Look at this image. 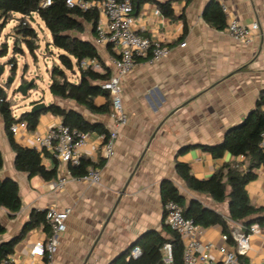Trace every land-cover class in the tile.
Instances as JSON below:
<instances>
[{
    "label": "crops",
    "instance_id": "obj_1",
    "mask_svg": "<svg viewBox=\"0 0 264 264\" xmlns=\"http://www.w3.org/2000/svg\"><path fill=\"white\" fill-rule=\"evenodd\" d=\"M154 1L171 2L174 18L162 17L154 2L135 0L132 29L136 35L169 48L170 54L152 64L139 59L123 77L122 104L127 124L117 130L111 158H102L97 149V136L89 135L82 159L100 172V185L69 181L64 189L51 191L48 183L37 177L29 179L17 172L13 165L14 154L0 120L3 160L0 181L14 180L21 200L20 211L12 218L0 209V222L6 229L0 242L16 238L33 210L43 211L49 207L69 210L54 264L60 263L63 253L68 259L77 260L83 256L84 264L92 246L85 264H110L148 232L167 237L161 230L164 211L160 186L164 181L172 183L184 199L198 200L227 217V202L215 204L203 195L189 191L176 175L175 164H187L192 176L198 180L208 179L225 164L237 165L240 170L246 168L243 157L224 153L220 159H213L201 147L219 145L226 132L245 120L259 97L264 96V0ZM212 2L219 8L224 6L229 16L241 25L248 26L256 21L259 31L254 42L241 45L223 31L207 25L203 15ZM16 16L15 19L20 18ZM224 19L226 24L225 16ZM82 39L91 41L103 64L108 63L113 51L98 44L95 34L91 36V29L89 37ZM49 44L46 50L51 47ZM108 69L110 77L112 69ZM95 103L102 105L104 100L97 99ZM49 104L74 110L88 122L102 125L107 132L114 130L109 115H91L73 102L54 98ZM27 107L31 108L30 102ZM59 123L56 117L41 115L34 132L21 130L13 135L14 140L21 147L31 148L36 136H44ZM43 163L48 169L52 167L48 159ZM61 170L70 173L68 165L57 162V173ZM254 173L256 178L246 185V194L254 208H264V171L257 169ZM104 224L106 226L99 236ZM257 225L256 235L250 238V251L243 258L245 264H264V221ZM230 228L236 232L240 226L231 224ZM46 236L41 228L28 232L14 246L10 263L28 264L29 250ZM222 236L218 226L201 228L198 240L212 245L207 264L221 263V248L232 250L233 243H227Z\"/></svg>",
    "mask_w": 264,
    "mask_h": 264
},
{
    "label": "trees",
    "instance_id": "obj_2",
    "mask_svg": "<svg viewBox=\"0 0 264 264\" xmlns=\"http://www.w3.org/2000/svg\"><path fill=\"white\" fill-rule=\"evenodd\" d=\"M86 2H101L104 0H83ZM154 2L160 15L167 19H173L171 2ZM44 0H0V32L11 21L12 15H19L12 29L13 54H22L21 46L31 56L35 57L39 49L38 37L32 27L35 20H39L48 31L51 43L56 50L57 65H52L49 71L50 83L48 92L52 98L60 101L73 102L76 107L82 108L91 115L104 116L110 113L108 93L101 89V85L109 79V69L100 60L93 43L83 40L86 27L91 29L94 35L98 14L95 9L79 11L68 9L64 0H50V5L43 7ZM135 2V0H134ZM207 25L217 31L225 28V19L220 8L212 2L203 15ZM7 54V46L0 48V57ZM96 60L101 65L100 71L83 69L82 61ZM14 74L15 65L11 63ZM3 72V67L0 66ZM34 87L30 86L29 90ZM97 99H103L102 105H96ZM37 103H32L34 106ZM264 96L261 95L250 114L237 126L229 129L222 142L214 147L202 146L204 152L210 154L213 159H220L224 153L232 157H243L246 160V168L238 169L237 165H223L206 180L194 178L187 164L177 162L175 173L186 185V188L196 194L203 195L215 204H228V215L221 214L205 207L195 199L186 200L178 192L177 188L169 181H164L160 186V201L162 206L168 202L176 203L182 209L185 219L191 220L194 225L206 229L218 226L231 244V224L240 226L247 231L253 224H261L264 221V208H254L248 199L245 187L255 180L254 173L257 169L264 171V150L258 147L260 134L264 130ZM49 114L59 119L60 124L70 131L78 133L108 136L107 130L99 124L90 123L78 112L60 107L56 104L46 105L45 110L39 112H24L17 118L12 113L11 103L7 99L5 85L0 84V120L14 154V169L25 174L29 179L37 177L44 183L54 182L57 177V161L46 153L38 152L33 148L21 147L10 132L14 123L24 122L28 132H34L39 124L41 115ZM44 159L52 164L46 168ZM101 166V164L99 165ZM3 160L0 153V170ZM88 167H93L85 159H81L77 166L68 165L71 176L79 179L86 174ZM21 208L19 188L11 179L0 181V209L12 218ZM41 228L47 235L49 225L45 221V210H33L28 221L22 227L19 235L8 241L0 242V264H4L9 256L14 253V246L28 232ZM166 238L158 233L148 232L133 243L126 251L116 256L110 264H162L160 250L165 243L172 247L173 264H182V245L176 233L171 231L164 223L161 229ZM6 232L0 222V237ZM138 247L140 255L137 258L130 257V251ZM239 264H245L243 258H239Z\"/></svg>",
    "mask_w": 264,
    "mask_h": 264
},
{
    "label": "built area",
    "instance_id": "obj_3",
    "mask_svg": "<svg viewBox=\"0 0 264 264\" xmlns=\"http://www.w3.org/2000/svg\"><path fill=\"white\" fill-rule=\"evenodd\" d=\"M68 9L88 11L95 9L98 19L95 25V39L98 44L111 48L113 56L110 57L106 67L112 69V74L101 85L109 96L110 113L114 130L108 132V136L96 135L98 139L97 149L104 160H108L114 153V144L118 137L117 130L127 124V116L122 104L121 81L135 66L137 60L143 59L148 63H156L169 56L170 50L158 42L140 37L132 29L134 0H104L101 2H86L83 0H64ZM50 5V0H44L43 7ZM221 11L226 18L223 32L233 41L248 46L252 44L259 31V25L255 21L248 26L239 24L229 16L228 10L221 6ZM184 45H181L183 47ZM80 67L100 71L101 65L96 60L82 61ZM17 118V117H16ZM25 130V123H14L10 127L12 135ZM90 134L70 131L60 123L50 128L42 137L36 136L31 143V148L38 152L46 153L61 165L77 166L82 159V152L87 145ZM258 147L264 150V130L260 134ZM69 181L84 182L89 186H98L101 182L100 172L89 167L86 174L79 178L71 177L69 172L61 170L57 173L54 182L48 183L51 191L62 190ZM164 225L176 233L182 245V264H207L212 245L201 243L198 240L201 228L194 225L182 215V209L174 202H168L163 206ZM69 210H58L53 207L45 209V221L49 225V234L42 241H36L28 253V264H54V257L58 252L60 237L66 230V221ZM258 225H251L247 231L241 228L231 233L233 243L232 250L221 248L223 255L220 264H239V258H244L250 251V238L256 235ZM222 239L227 242L223 235ZM162 264H173L172 247L165 243L161 250ZM140 255L138 247L130 251L131 258ZM10 263V256L4 262Z\"/></svg>",
    "mask_w": 264,
    "mask_h": 264
},
{
    "label": "rangeland",
    "instance_id": "obj_4",
    "mask_svg": "<svg viewBox=\"0 0 264 264\" xmlns=\"http://www.w3.org/2000/svg\"><path fill=\"white\" fill-rule=\"evenodd\" d=\"M14 18L5 26L0 32V48L2 45L7 46V54L0 57V66L3 67V72L0 74V84L5 85L7 99L11 103L12 113L18 117L22 112H29L28 103H51L53 98L48 92L50 83L49 71L52 65H57L56 51L47 45L50 43V37L41 22L35 20L32 23L33 29L36 31L38 37L39 51L36 52L35 57H31L21 46L22 54H13V38L12 29L16 24ZM40 25V27H39ZM85 36L89 37V28L86 27ZM15 65L14 74L12 73L11 63ZM11 80V83H9ZM31 84L33 90L27 91L26 98H23L17 91L18 87ZM66 253L60 255L59 264H82L83 256H79L77 260L68 259L65 257ZM78 257V256H76Z\"/></svg>",
    "mask_w": 264,
    "mask_h": 264
},
{
    "label": "water",
    "instance_id": "obj_5",
    "mask_svg": "<svg viewBox=\"0 0 264 264\" xmlns=\"http://www.w3.org/2000/svg\"><path fill=\"white\" fill-rule=\"evenodd\" d=\"M2 72L0 71V74H1ZM9 83H11V80H9ZM30 86H31V84H29V85H26V86H19L18 87V89H17V91H18V93L23 97V98H26V96H27V91L30 89ZM45 108H46V105L44 104V103H37V104H35L34 106H31V108H30V110H29V113H33V112H39V111H41V110H45ZM143 156V155H142ZM141 158L142 157H140V159L139 160H141ZM138 165V164H137ZM137 165H136V167H137ZM135 167V168H136ZM130 180V179H129ZM129 182V181H128ZM114 208H115V206H114ZM114 211V209L111 211V213L110 214H112V212ZM106 223V222H105ZM105 226H106V224H104L103 225V227H102V229H101V231H100V234H99V236L101 235V233L103 232V230H104V228H105ZM99 236H98V238H99ZM93 247L94 246H92V248L89 250V252L87 253V256L85 257V259H84V264L86 263V261H87V259L90 257V255H91V253H92V250H93Z\"/></svg>",
    "mask_w": 264,
    "mask_h": 264
}]
</instances>
